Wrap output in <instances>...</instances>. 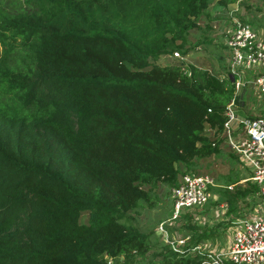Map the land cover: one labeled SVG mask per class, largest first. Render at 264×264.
<instances>
[{"label": "trees", "instance_id": "16d2710c", "mask_svg": "<svg viewBox=\"0 0 264 264\" xmlns=\"http://www.w3.org/2000/svg\"><path fill=\"white\" fill-rule=\"evenodd\" d=\"M236 1L0 0V264L200 263L192 248L217 228L180 212L188 241L173 251L132 214L218 151L222 60L156 61L210 47L200 17ZM239 180L211 188L232 218L258 198Z\"/></svg>", "mask_w": 264, "mask_h": 264}, {"label": "built area", "instance_id": "2783aa9c", "mask_svg": "<svg viewBox=\"0 0 264 264\" xmlns=\"http://www.w3.org/2000/svg\"><path fill=\"white\" fill-rule=\"evenodd\" d=\"M220 45L227 60V73L218 78L228 79L233 85V95L224 107L220 137L227 149L236 155L248 175L238 182L247 181L257 186L260 211L250 218L239 217L232 223L229 245L223 249H202L198 245L192 251L204 253L199 264H263L264 263V118L246 117L235 111L238 92L245 85L254 89L264 101V35H260L246 21L232 19L221 33ZM199 49V47H196ZM171 58L186 62V57L174 50ZM245 73H247L245 75ZM248 78V79H247ZM218 187L207 174L183 173L170 189L171 211L168 220L174 223L184 209L203 206L211 199V188ZM231 185L225 186L231 189ZM225 207V205H224ZM157 229L165 232L163 224ZM188 241L187 236L172 239L167 234L164 242L177 251Z\"/></svg>", "mask_w": 264, "mask_h": 264}, {"label": "rangeland", "instance_id": "374dc122", "mask_svg": "<svg viewBox=\"0 0 264 264\" xmlns=\"http://www.w3.org/2000/svg\"><path fill=\"white\" fill-rule=\"evenodd\" d=\"M207 15V18L204 16L200 17L199 25L203 27L204 24L207 23L210 26V30L205 31L204 33V35L208 36L211 40L210 47L204 48V46H201V48L199 47V49H196L192 44L191 47L193 48H190L188 53L184 56L187 61H191L192 63L200 67H204L211 72L221 69V60L225 69L227 68L226 55L222 50V46L219 41L222 35L221 33L224 29L228 25L232 24V19L239 20V18H242L247 21L253 19H257V21L260 20V26L252 24L255 27L254 29L257 30L260 35H264V3L261 0H237L224 9H221L215 5L214 2H211L207 9ZM220 56H223L222 59ZM170 59L171 57L168 55L162 56L156 61V63L163 65ZM260 71L264 72V69H260ZM246 74L247 73H245V75ZM237 101L238 102H235V111L240 115L253 117L262 116V114H264V101L258 97L256 91L249 85H245L243 89L238 92ZM262 118L264 117L262 116ZM235 156L227 149L226 145L222 141L219 144L218 151L214 155H210L199 160L200 166H202L199 169V174H207L211 176L219 188H225L226 183L224 181L227 176L231 175L232 178L237 177L243 179L246 175H248L246 168L242 165V162L239 159L237 160ZM246 182L247 181L238 183L243 184ZM229 185L233 186V184ZM170 189L171 187H164L162 185L157 186L154 192L151 193V197H153L152 199H156L155 204L150 208H140L138 213L132 214L133 222L138 226V228L143 231L151 228L153 231V237L163 241L167 237V234L172 239L186 236L185 231L181 227L183 222L176 219L175 223L172 224L170 222L173 220H168L171 211V200L169 197ZM208 203L210 202L208 201L203 205L205 206ZM213 204L216 205V210L220 208L222 213L225 211L226 204L221 200H218V198L213 202ZM240 204L242 208L249 207L248 211H245L243 217L250 218L260 211L259 199L257 197L247 201L246 206H244V202H240ZM204 206L201 207L203 208ZM189 210H193L194 213H196L194 209ZM212 210H214V207ZM79 220L81 222H85L86 213H81ZM162 221H165L163 227H165L164 231H167L166 234L157 229L158 223ZM224 222L222 221V224L220 225L222 229L220 228L219 230L224 234L222 236L223 239H220L221 242L219 239L215 240L218 248H227L231 238L232 228L230 232L226 233L225 230L227 229H225L226 225Z\"/></svg>", "mask_w": 264, "mask_h": 264}, {"label": "crops", "instance_id": "0c3cea01", "mask_svg": "<svg viewBox=\"0 0 264 264\" xmlns=\"http://www.w3.org/2000/svg\"><path fill=\"white\" fill-rule=\"evenodd\" d=\"M211 193H212V196H211V199L209 200L210 203L206 204L203 208L202 207L197 208V209L194 208L196 213H194L193 210L188 209V212L192 213V221H196L198 224H200L202 226H205V225L208 227L214 226L215 228H217V230H220V228H221L220 225L222 224V221L224 222V220H228L229 221L228 224H226L224 222L226 224L225 229H227V230H225V232L226 233L230 232V230L232 228L233 221H235L237 218H239L238 217L239 215L243 216L245 211H248L249 207L242 209L241 214H240V210H239V215L234 217V218L228 217L226 214H224V212L223 213L221 212L220 208L218 210H216L217 207H216V205L213 204V202L217 199V195L213 191H211ZM218 200H219V198H218ZM213 207H214V210H212ZM184 211L187 212V209H184L182 212H184ZM221 214H223V215H221ZM180 221L183 222L184 219L183 220L180 219ZM208 223H209V225H208ZM223 235L224 234L222 232H220L219 235L210 236V237L204 239L202 242H199L197 245L202 249H209V248H211V249H223L220 247L218 248L217 244L215 243V240H217V239H219V241L221 242L220 239H223L222 238ZM186 236H187V234H186Z\"/></svg>", "mask_w": 264, "mask_h": 264}]
</instances>
